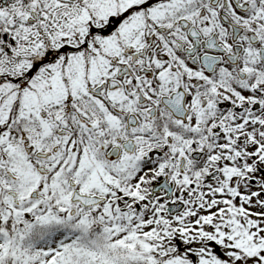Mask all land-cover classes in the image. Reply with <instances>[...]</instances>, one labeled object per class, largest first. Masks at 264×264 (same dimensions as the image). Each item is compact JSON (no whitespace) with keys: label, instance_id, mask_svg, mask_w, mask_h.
Returning a JSON list of instances; mask_svg holds the SVG:
<instances>
[{"label":"snow or ice","instance_id":"obj_1","mask_svg":"<svg viewBox=\"0 0 264 264\" xmlns=\"http://www.w3.org/2000/svg\"><path fill=\"white\" fill-rule=\"evenodd\" d=\"M0 264H264V0H0Z\"/></svg>","mask_w":264,"mask_h":264}]
</instances>
